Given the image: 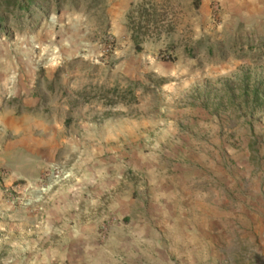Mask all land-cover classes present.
Listing matches in <instances>:
<instances>
[{
  "label": "rangeland",
  "instance_id": "obj_1",
  "mask_svg": "<svg viewBox=\"0 0 264 264\" xmlns=\"http://www.w3.org/2000/svg\"><path fill=\"white\" fill-rule=\"evenodd\" d=\"M18 1L30 13H0V103H15L21 84L32 83L38 93L70 96L80 116L87 104L96 116L140 121L143 152L168 168L194 167L220 191L221 230L206 237L216 245L206 254L220 258L206 264H264V102L252 96L255 86L264 94V6L234 28L221 27L215 5L205 31L179 26L175 0L158 2L147 24L135 6L129 13L146 27L137 51L130 20L126 28L109 25L102 0H35L41 11ZM166 18L168 25H156ZM2 175L0 264L67 262L57 249L64 237L49 229L44 210L71 178L40 191V176Z\"/></svg>",
  "mask_w": 264,
  "mask_h": 264
},
{
  "label": "crops",
  "instance_id": "obj_2",
  "mask_svg": "<svg viewBox=\"0 0 264 264\" xmlns=\"http://www.w3.org/2000/svg\"><path fill=\"white\" fill-rule=\"evenodd\" d=\"M102 1L115 28H126L129 11L146 5ZM150 1L152 17L161 10L158 2H173ZM175 1L179 26L204 31L215 5L221 27L232 21L234 28L255 19L264 6V0ZM34 87L21 84L15 103H0V171L3 180H34L50 166L71 170V182L51 194L44 210L49 229L64 237L57 243L64 264H206L220 258L206 254L216 250L206 237L213 241L221 230L220 191L203 173L168 168L152 151L143 152L140 121L130 119L128 126L113 113L96 116L87 104L88 114L80 116L70 96L57 99Z\"/></svg>",
  "mask_w": 264,
  "mask_h": 264
},
{
  "label": "trees",
  "instance_id": "obj_3",
  "mask_svg": "<svg viewBox=\"0 0 264 264\" xmlns=\"http://www.w3.org/2000/svg\"><path fill=\"white\" fill-rule=\"evenodd\" d=\"M64 1H67V0H64ZM29 2H32L34 3L35 0H30ZM36 5H37V8L41 10H46L44 6H42L40 3L38 2H35ZM18 10V11H24L26 13H30L31 9H30V5L26 4L24 1H18V0H0V13L1 11L3 10V12H6V13H10V11H13V10ZM138 13L140 16H142L144 19H145V24H147L148 22L146 21H149L151 20L152 16L151 13H148L147 9L146 8H143V7H139L138 8ZM22 16H18V14L15 15V19L18 20V18H21ZM128 17H129V22H130V25L132 26V33H131V36L133 38V41H134V47H135V50H139L140 49V43H139V35L141 34V31L144 30L143 28H146L144 27L145 25H141L140 21H134V15L132 12H130L128 14ZM1 19V17H0ZM1 21V20H0ZM146 30V29H145ZM167 48H172V46H168ZM169 52V51H168ZM169 55V54H168ZM247 85L245 84L244 87H243V90L244 92L247 93ZM252 96H253V100L255 102H259V103H262L264 102V94H263V91H260L257 86H255L253 88V91H252Z\"/></svg>",
  "mask_w": 264,
  "mask_h": 264
},
{
  "label": "built area",
  "instance_id": "obj_4",
  "mask_svg": "<svg viewBox=\"0 0 264 264\" xmlns=\"http://www.w3.org/2000/svg\"><path fill=\"white\" fill-rule=\"evenodd\" d=\"M72 177L71 170L65 165H55L44 169L39 177L40 191H43L46 187L59 184ZM47 182V183H46Z\"/></svg>",
  "mask_w": 264,
  "mask_h": 264
}]
</instances>
